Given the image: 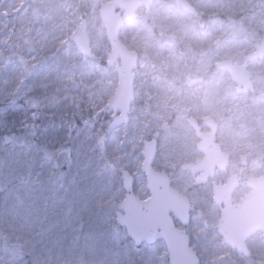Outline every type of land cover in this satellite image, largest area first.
<instances>
[{
    "label": "rangeland",
    "instance_id": "rangeland-1",
    "mask_svg": "<svg viewBox=\"0 0 264 264\" xmlns=\"http://www.w3.org/2000/svg\"><path fill=\"white\" fill-rule=\"evenodd\" d=\"M111 1L0 0V264H170L163 241L136 246L117 224L123 172L134 177L137 196H150L142 171L148 141L158 146L154 168L194 208L184 229L201 264H264L263 233L247 241L249 256L219 234L213 187L238 175V205L250 192L247 179L264 177V59L248 63L254 89L241 95L213 65H242L256 51L264 0H188L195 15L174 0L121 11L119 40L139 56L121 126L108 109L119 61L100 16ZM83 19L93 58L70 39ZM205 118L219 126L232 165L197 186L170 165L203 159L189 121L203 127Z\"/></svg>",
    "mask_w": 264,
    "mask_h": 264
},
{
    "label": "water",
    "instance_id": "water-1",
    "mask_svg": "<svg viewBox=\"0 0 264 264\" xmlns=\"http://www.w3.org/2000/svg\"><path fill=\"white\" fill-rule=\"evenodd\" d=\"M175 1L185 11L195 13V8L187 0ZM153 3L154 0H112L100 9L111 56L119 61L116 67L119 83L108 104L117 126L127 122L134 100L135 71L139 62L138 54L129 50L119 40L124 24L121 11L133 14L140 8L149 10ZM70 39L75 42L81 54L93 58L86 19L82 20L80 30ZM262 59L264 38L257 45L256 51L245 57L244 64L238 65L233 59H228L218 63L216 67L227 71L238 85L237 92L243 94L254 89L248 63ZM189 124L199 139L197 148L203 159L183 166V170L192 173L197 185H203L215 178L216 171L227 172L230 156L222 151L217 142L219 128L212 118L204 120L209 132H203L195 120H191ZM144 145L142 170L147 178L150 197L142 200L137 196L134 192L133 176L128 171L123 172L126 197L119 206L117 224L125 229L127 236L136 246L153 245L163 241L170 264H201L198 253L191 247V238L184 229L190 225L191 212L194 210L190 199L172 187L167 173L158 172L153 167L158 153L157 143L148 141ZM239 183L240 179L236 175L230 177L226 184L214 183V200L222 208L219 234L231 249L249 256L248 239L259 232L264 236V178H250L247 182L250 193L245 196L241 205L235 206L233 195L239 188Z\"/></svg>",
    "mask_w": 264,
    "mask_h": 264
},
{
    "label": "built area",
    "instance_id": "built-area-1",
    "mask_svg": "<svg viewBox=\"0 0 264 264\" xmlns=\"http://www.w3.org/2000/svg\"><path fill=\"white\" fill-rule=\"evenodd\" d=\"M235 51H238V50H235ZM223 61H225L224 59L223 60H221L220 59V62H223ZM219 63V62H218ZM215 64H217L215 61L213 62V65H215ZM212 67V66H211ZM235 84V83H234ZM235 88H236V84H235V86H234ZM236 93V92H235ZM237 94V93H236ZM232 102H231V104H230V108H232ZM188 162H192V160H190L188 157H184L183 156V158H181L179 161H177V162H175L174 164H172V165H170V167H173V166H175V168L177 169V170H179L180 172H181V174L182 173H184L182 170H181V166H183V165H185L186 163H188ZM173 172H170V174H172ZM190 178H191V180L193 181V179H192V177L190 176Z\"/></svg>",
    "mask_w": 264,
    "mask_h": 264
},
{
    "label": "flooded vegetation",
    "instance_id": "flooded-vegetation-1",
    "mask_svg": "<svg viewBox=\"0 0 264 264\" xmlns=\"http://www.w3.org/2000/svg\"><path fill=\"white\" fill-rule=\"evenodd\" d=\"M188 1V0H187ZM189 2V1H188ZM190 3V2H189ZM191 4V3H190ZM192 5V4H191ZM177 7H178V9L179 10H181V11H183L184 13H186V14H190V13H188L187 11H185L184 9H182L181 8V6L179 5V4H177ZM197 12V11H196ZM196 12L194 13V14H196Z\"/></svg>",
    "mask_w": 264,
    "mask_h": 264
}]
</instances>
